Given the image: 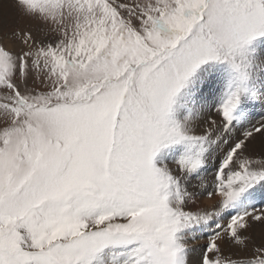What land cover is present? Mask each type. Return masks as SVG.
<instances>
[{"label": "snow or ice", "instance_id": "1", "mask_svg": "<svg viewBox=\"0 0 264 264\" xmlns=\"http://www.w3.org/2000/svg\"><path fill=\"white\" fill-rule=\"evenodd\" d=\"M0 264H264V0H0Z\"/></svg>", "mask_w": 264, "mask_h": 264}]
</instances>
